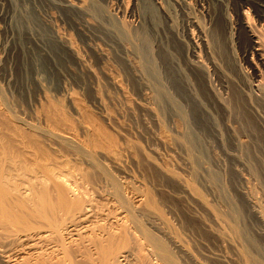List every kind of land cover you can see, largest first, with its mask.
<instances>
[{
    "label": "rangeland",
    "instance_id": "1",
    "mask_svg": "<svg viewBox=\"0 0 264 264\" xmlns=\"http://www.w3.org/2000/svg\"><path fill=\"white\" fill-rule=\"evenodd\" d=\"M74 2L85 14L0 0V211L16 218L0 219V264H264V67L239 27L252 8Z\"/></svg>",
    "mask_w": 264,
    "mask_h": 264
},
{
    "label": "bare ground",
    "instance_id": "2",
    "mask_svg": "<svg viewBox=\"0 0 264 264\" xmlns=\"http://www.w3.org/2000/svg\"><path fill=\"white\" fill-rule=\"evenodd\" d=\"M250 1V0H248ZM60 4H61V7L63 8V10L65 9V11H72V12H77L78 14H85V8L83 5H80L78 3H75L74 0H60ZM232 4H233V7L235 8L236 12L238 13L239 10H241L243 7H251L252 10H253V14L255 15L256 17V24L253 25L252 24V21L251 19L252 18H249V14H248V10H246L245 12V15H247V17L245 16V22H244V19L239 22V27H241L242 29H245L247 31V39L249 40V42L251 43V56H253L254 58H256L259 63H261L264 67V55L262 53V47L264 46V0H253L252 3L249 5V3L247 2V0H231ZM222 26L221 29L222 31H226L227 33L231 31V27H230V24L228 21L226 20H223V24H221ZM215 26H219V24H215ZM240 28V29H241ZM220 29V28H219ZM237 36V35H236ZM236 39L238 40L239 39V36L236 37ZM52 43L56 46H58L59 48L63 49V50H66V51H70L73 53V51L71 50V46H70V43H68L66 40H63L62 38L58 37L57 35H53L52 36ZM204 42V40H202ZM200 52V51H199ZM71 53V54H72ZM191 54L194 56L196 55V52L193 48V50L191 51ZM198 54V53H197ZM198 57V56H197ZM77 58V57H76ZM199 61H192L189 63V69L191 71H198V69H200V65H199ZM258 69V68H257ZM261 70V69H260ZM259 72V71H258ZM260 74V73H259ZM201 75V73H200ZM256 78V77H255ZM257 81V80H256ZM210 85V84H209ZM258 90H260L259 92H261L260 94L263 95L264 97V85H262L261 81L257 82L256 83V86H255ZM262 97V98H263ZM193 102V101H192ZM215 177L213 176H210L209 177V182L210 183H215ZM0 190H3L2 189V185L0 183ZM220 191V190H219ZM4 192V190H3ZM5 193V192H4ZM225 193L223 192V190L220 191L219 195L221 196L222 200H227L224 195ZM42 196V195H41ZM39 198V196H38ZM43 198V197H42ZM41 199V198H40ZM64 200V199H63ZM41 201V200H40ZM43 201V199H42ZM226 202H229L228 200ZM39 203V202H38ZM40 206H39V210H38V213L41 215L42 213L44 214V208L45 206L42 205L41 203H39ZM44 204V203H43ZM229 215L233 218V221L237 222L240 218V212L239 210H237L236 208H234L231 203L229 202ZM16 208V207H15ZM9 209V208H8ZM3 211V209H2ZM0 211L1 212V215L0 216V219L2 222H4L5 224H9L10 223V220L12 219V223H14L16 221V218L14 217L13 213H10L11 211L6 210L5 211ZM46 216V215H45ZM37 217V216H36ZM264 221V220H263ZM54 223V222H53ZM264 223V222H263ZM47 224V223H46ZM50 225V224H49ZM52 225V224H51ZM39 227V226H38ZM35 228V227H34ZM29 231V230H27ZM32 231V230H31ZM55 231V229H54ZM235 234L237 237H240V233L235 231ZM3 235V234H1ZM242 239H245L246 242H248L247 246L246 247H249L248 245H251L253 248H256L252 239L248 238L247 236L245 235H242ZM59 240V239H58ZM97 241V240H96ZM62 243V242H61ZM155 245H153L155 247V250L158 251L157 254L159 253V255L162 257V261H166V259H168V255L165 251V249L163 248V246L161 244H159L158 242H154ZM7 246V245H6ZM251 247V248H252ZM62 248H64V246H62ZM67 248V247H66ZM98 249V248H97ZM100 249V248H99ZM98 249V250H99ZM249 249V248H248ZM56 250V249H55ZM55 250H52V251H55ZM63 250V249H62ZM244 250V249H243ZM75 252V251H74ZM0 253H4V251L2 252V246H0ZM99 253V252H97ZM244 255H248V251H244L243 252ZM5 254V253H4ZM56 254V253H55ZM71 254V253H70ZM69 252L68 254L63 250L62 252V259L65 260L67 259V255H70ZM10 255V254H9ZM101 255V254H99ZM8 256V255H6ZM159 256V257H160ZM1 257V256H0ZM48 258V257H47ZM69 258V257H68ZM102 258V257H101ZM9 259V257H8ZM100 259V258H99ZM68 260V259H67ZM37 262H35L34 264H45L42 260L38 262V260H36ZM54 261V260H53ZM59 260H57L58 262ZM96 261V260H95ZM60 262H63L61 259H60ZM65 262V261H64ZM251 264H259L256 260L254 259H251L250 260ZM70 263V262H69ZM68 263V264H69ZM26 264V263H25ZM28 264V263H27ZM51 264V263H50ZM55 264H62V263H55ZM64 264V263H63Z\"/></svg>",
    "mask_w": 264,
    "mask_h": 264
}]
</instances>
